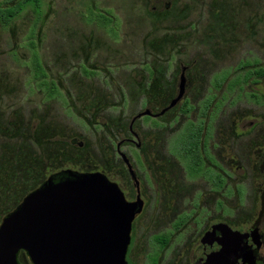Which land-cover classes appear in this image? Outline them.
Masks as SVG:
<instances>
[{
	"label": "rangeland",
	"instance_id": "374dc122",
	"mask_svg": "<svg viewBox=\"0 0 264 264\" xmlns=\"http://www.w3.org/2000/svg\"><path fill=\"white\" fill-rule=\"evenodd\" d=\"M33 43L60 92L55 96L34 76ZM183 68L187 102L159 127L148 116L137 120L143 148L122 149L146 203L134 222L131 262L189 264L181 241L170 240L159 262L148 256L151 245L168 241L163 234L193 210L197 194L206 211L216 212L218 194L196 179L207 170L196 135L202 122L217 131L209 145L219 143L215 152L224 162L226 211L248 217L246 190L264 160V76L244 78L264 71V0H42L40 15L28 7L7 27L0 24V223L52 173L121 172L117 143L131 137L138 114L170 104ZM123 182L134 198L131 178ZM21 260L32 264L25 254Z\"/></svg>",
	"mask_w": 264,
	"mask_h": 264
},
{
	"label": "water",
	"instance_id": "95a60500",
	"mask_svg": "<svg viewBox=\"0 0 264 264\" xmlns=\"http://www.w3.org/2000/svg\"><path fill=\"white\" fill-rule=\"evenodd\" d=\"M187 68L182 69L177 96L157 116L177 107L187 93ZM146 109L131 122L152 116ZM135 136H137L135 134ZM119 148L121 144L119 143ZM135 183L129 158L120 151ZM140 195L127 201L119 185L103 172L65 171L30 192L0 225V264H129L133 223L142 213Z\"/></svg>",
	"mask_w": 264,
	"mask_h": 264
},
{
	"label": "flooded vegetation",
	"instance_id": "af4514ba",
	"mask_svg": "<svg viewBox=\"0 0 264 264\" xmlns=\"http://www.w3.org/2000/svg\"><path fill=\"white\" fill-rule=\"evenodd\" d=\"M186 102L187 101H184L183 104ZM181 103L178 106H180ZM167 107H165L164 109H166ZM175 108L167 111L162 116H157V115L161 113L164 109H162L159 113H153L151 111L153 115L148 117L157 120V124L155 126L159 127L160 119L166 117L168 114L173 112ZM207 110L209 111L210 108H208ZM210 119L212 118L210 117ZM211 123L212 121L208 123L202 122L203 128L201 131H199L196 134L199 135L201 140L200 150H201L203 162L205 164L204 167L207 169L204 170L205 172L204 176L197 177L196 179L201 178L203 180L202 182L203 185L205 186L206 191H208L211 187V191L213 193L216 192L218 194L219 199L217 201V205H218L217 210L214 214L210 213L209 211H206L205 208H203L202 206L203 205L201 200L202 196L200 194H197L193 200V206H194L193 210L186 213L181 212L178 216H176V220L174 221L173 224V230L170 231L169 233L167 232V234H163L168 236V241L165 244H158L154 242L151 245V250L153 252L148 256L152 255L156 257L157 261L159 262L160 252H162L163 249L168 246L171 240L170 244L173 241L174 242L181 241V243L185 245L184 247L189 246L188 251H190L191 254L189 264H264V160L263 159L260 160L261 161L260 163L263 166V168L259 175V178H257L254 181V184L252 183L251 185H249L250 187L249 188L247 187L246 190V194H249L252 200L251 201L252 208L249 213V216L243 219L237 218L235 214L226 211L225 201L223 199L225 195V182H226L225 167H224V162L215 152V149L219 147V143L217 142V145L214 144L213 147L209 145V141L215 138V132H217V131L213 132ZM209 127L210 130H208ZM129 132L131 137L122 139L119 142L121 144L120 148L118 146L119 143H117L116 145V152L122 161V171L118 172L117 174H113V177L109 175H107V177L109 178L110 181L119 185L127 201L135 202L138 196L140 195L141 199L144 202V207H143V211H144L146 203L145 200L143 199V189L141 185V180L139 179L134 169V166L131 163L130 158L122 151V149H124V146L126 145L133 146L141 150L143 148V143L140 134L134 130V125H133V130H131V124H130ZM135 134L137 136H135ZM77 143H78L77 140L72 141V144H77ZM120 151L129 158L133 170L136 174L138 183H135V181L133 180V177L131 176V173L125 161L120 156ZM138 163H140V159H138ZM67 170L69 169L61 170L59 172L50 174L47 177L46 181L51 177H55L56 179H59L60 177L64 178L65 171ZM207 172L208 173L212 172V174H210L211 176H209ZM79 173H86V172H79ZM128 177L131 178V181L135 187L134 192L136 193V195L134 198H132L131 195H129L128 188L125 185H123L124 178H128ZM212 177H214L215 179ZM238 195L240 197L242 196L244 197L243 191L238 189ZM11 212L5 214L0 225ZM181 217L185 218L186 220L184 221L182 226L176 227L175 223L177 222L178 219H181ZM192 222L194 225L190 228V230H188V226L192 224ZM133 228H134V223H133ZM159 236L160 235L155 236V238ZM134 245L135 244H133V247ZM175 245L178 246L180 244H175ZM131 248H132V241L129 246L128 255H127V261L129 264H133L131 262V253L133 252V249ZM21 254H25L26 256L28 255L24 251H21L19 253V261L21 264H23L21 260Z\"/></svg>",
	"mask_w": 264,
	"mask_h": 264
},
{
	"label": "trees",
	"instance_id": "16d2710c",
	"mask_svg": "<svg viewBox=\"0 0 264 264\" xmlns=\"http://www.w3.org/2000/svg\"><path fill=\"white\" fill-rule=\"evenodd\" d=\"M28 7H31L38 15H40L42 8V0H19L17 3L12 5L8 4L6 6H0V24L3 27H7L13 20H15L18 16H20ZM103 21L105 22L102 25L108 26L111 19L109 17L103 16ZM32 51L33 52L31 59V68L34 72V76L36 80L39 81L42 87H45L47 90H49V94L51 96L57 95L60 92L54 82L48 81V74L43 66L42 60L34 43L32 44ZM254 74L258 77H261L264 76V71L255 70L254 73H248L244 78L245 83L246 81L249 80L251 75ZM251 96L254 97V94H252ZM186 107L187 110H185V113H188V111L191 110V107H189L188 104H186ZM206 109L208 108L205 107V110Z\"/></svg>",
	"mask_w": 264,
	"mask_h": 264
}]
</instances>
